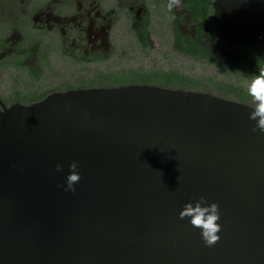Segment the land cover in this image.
Listing matches in <instances>:
<instances>
[{
  "label": "water",
  "instance_id": "water-1",
  "mask_svg": "<svg viewBox=\"0 0 264 264\" xmlns=\"http://www.w3.org/2000/svg\"><path fill=\"white\" fill-rule=\"evenodd\" d=\"M217 16L230 43L264 39V0H219ZM251 111L152 85L3 107L0 264H264V133ZM74 161L81 179L66 192ZM200 197L220 206L213 247L179 218Z\"/></svg>",
  "mask_w": 264,
  "mask_h": 264
},
{
  "label": "flooded vegetation",
  "instance_id": "flooded-vegetation-1",
  "mask_svg": "<svg viewBox=\"0 0 264 264\" xmlns=\"http://www.w3.org/2000/svg\"><path fill=\"white\" fill-rule=\"evenodd\" d=\"M218 1L183 0L182 9L169 13L167 0H0V109L71 90L182 89L157 78L163 48L171 58L209 67L217 81H210L214 90H182L252 107L244 81L264 68V39L227 41ZM141 60L153 61L154 68L122 67Z\"/></svg>",
  "mask_w": 264,
  "mask_h": 264
},
{
  "label": "clouds",
  "instance_id": "clouds-1",
  "mask_svg": "<svg viewBox=\"0 0 264 264\" xmlns=\"http://www.w3.org/2000/svg\"><path fill=\"white\" fill-rule=\"evenodd\" d=\"M183 7V0H167L166 8L169 13L174 10H180ZM170 21L175 20V16H169ZM247 95L251 97L252 111L249 113L248 119L254 121L252 132L259 131L264 133V68H260L258 73L251 76L250 79L244 81ZM70 174L66 177V192H75L74 185L77 184L81 175L79 174V163L74 161L69 165ZM57 172L62 171L61 165H57ZM63 187V186H61ZM181 220L189 219L190 225L201 230L202 240L206 247L215 246L220 236L222 228L218 221L220 220V206L213 202L209 203L204 197H200L198 201L187 203L179 214Z\"/></svg>",
  "mask_w": 264,
  "mask_h": 264
},
{
  "label": "rangeland",
  "instance_id": "rangeland-1",
  "mask_svg": "<svg viewBox=\"0 0 264 264\" xmlns=\"http://www.w3.org/2000/svg\"><path fill=\"white\" fill-rule=\"evenodd\" d=\"M166 48H163L164 54L162 55L161 62H158V64H162V70L166 72H177L185 76H190L195 79H199L202 81V84L200 86L195 87L191 90H201L205 89V87H208L210 90H214L212 82H217L215 78L213 77L212 69H210L207 66H204L199 63H192L191 60L185 58V57H177V58H171L170 54L165 52ZM148 67L152 66L154 68V62L152 61H146L141 60L139 62L133 61L130 65L125 63L122 67ZM212 81V82H210Z\"/></svg>",
  "mask_w": 264,
  "mask_h": 264
},
{
  "label": "trees",
  "instance_id": "trees-1",
  "mask_svg": "<svg viewBox=\"0 0 264 264\" xmlns=\"http://www.w3.org/2000/svg\"><path fill=\"white\" fill-rule=\"evenodd\" d=\"M159 81H161L162 85L170 84L174 88H182V89H191L195 86H200L202 81L199 79H195L190 76L181 75L177 72H165L163 71Z\"/></svg>",
  "mask_w": 264,
  "mask_h": 264
}]
</instances>
